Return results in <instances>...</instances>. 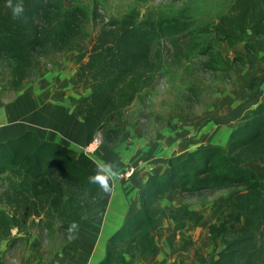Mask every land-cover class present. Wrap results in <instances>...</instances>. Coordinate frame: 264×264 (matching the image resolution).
I'll list each match as a JSON object with an SVG mask.
<instances>
[{
	"label": "trees",
	"instance_id": "trees-1",
	"mask_svg": "<svg viewBox=\"0 0 264 264\" xmlns=\"http://www.w3.org/2000/svg\"><path fill=\"white\" fill-rule=\"evenodd\" d=\"M23 8V18H13L8 0H0V69L7 71V85L17 93L25 80L37 77L41 59L76 51L80 65L75 88L85 92L77 113L87 145L99 133L106 144L115 145L127 108L157 75L178 66L187 51L208 55L204 67L217 63L229 72L245 66L247 57L258 54L257 42L264 41V0H234L227 13L208 23L174 18L156 22L131 9L121 18L102 20L95 36L86 28L90 14L75 0H23ZM241 43L245 55H223V47ZM167 56L177 57L176 64L172 60L167 66ZM258 81L253 77L248 83L250 92L259 87ZM242 120L227 147L194 150L167 173L149 177L139 193V209L109 238L98 264H125L126 255L137 260L153 251L150 229L162 218L161 203L168 193L201 196L233 188H239L237 199L217 208L232 206L235 219L218 218L220 225L211 226L212 233L229 231L233 238L225 240L213 264H264V180L247 164L264 157V97ZM5 181L9 188H0V240L11 237L13 242L25 239L13 237V229L26 232L30 219L41 217L47 218V229L53 230L58 221L62 231L76 236L102 193L75 149L41 141L32 130L0 144V184Z\"/></svg>",
	"mask_w": 264,
	"mask_h": 264
},
{
	"label": "crops",
	"instance_id": "crops-1",
	"mask_svg": "<svg viewBox=\"0 0 264 264\" xmlns=\"http://www.w3.org/2000/svg\"><path fill=\"white\" fill-rule=\"evenodd\" d=\"M258 51L257 57H247L248 67H242L247 73L241 79L235 77L231 90L221 88L214 93L207 112L186 115L181 110H173L150 133L137 124H125L115 145L106 144L101 138H97V144H86V129L76 105H69L68 96L60 94L57 88L60 84L85 96L82 90L74 89V78L66 86L57 72L49 77L51 83L40 75L36 82H24L12 101L0 103V144L32 130L41 141L75 149L86 171L93 178L100 177L110 189L105 192L101 187L100 199L85 215L77 243L67 249L63 264H98L105 258L109 238L139 209V193L149 177L167 173L172 165L194 150L228 146L232 131L264 97V50ZM63 59L67 65L74 63L73 58ZM253 77H259L262 84L250 92L248 83ZM259 158L251 160L248 166L255 170L250 164ZM109 166L114 176L105 171ZM126 166L135 167L134 175L118 178ZM96 182L101 186L99 180ZM222 192L208 196L168 193L161 203L162 218L150 229L153 251L137 260L126 255L125 264H213L225 248V240L233 238L229 231L219 235L211 231V226L220 225L218 218L226 220L232 215L229 221L235 219L236 210L232 206H224L220 211L217 206L224 202L231 204L238 194L223 196ZM7 249L8 246L0 249V264H38L28 252L22 258L8 259ZM27 249L34 247L28 245ZM59 261L55 264H60Z\"/></svg>",
	"mask_w": 264,
	"mask_h": 264
},
{
	"label": "rangeland",
	"instance_id": "rangeland-1",
	"mask_svg": "<svg viewBox=\"0 0 264 264\" xmlns=\"http://www.w3.org/2000/svg\"><path fill=\"white\" fill-rule=\"evenodd\" d=\"M233 1L75 0V2L85 6L87 12L90 14L86 28L92 36L97 35L99 32L102 20L109 22L111 18H121L131 9H137L142 17H150L156 22H160L162 19L174 18L208 23L216 20L219 15L227 13ZM96 9L97 17H95ZM166 41L165 39L163 42ZM166 45L169 46V44ZM259 49L264 50L263 40L257 42V50ZM245 50V44L241 43L234 48L223 47L222 53L224 56L234 57L243 55ZM187 53L188 56L183 57L178 66H173L170 70L168 68V73L162 71L161 74L155 77L145 91L138 95L133 104L123 114L126 125L133 126L137 124L144 132L150 133L155 130L157 124L163 120L164 116L174 108H178L176 110H181L184 114L189 115L195 114L198 111L205 113L211 106L212 96L216 91H219L221 88L231 90L229 87L235 84L234 81L238 79L237 76L241 79L247 73V69H242V67L237 68V72L235 70L229 72L223 71L222 65L217 63L216 66L214 65L215 67L206 68L203 64L210 59L208 55L198 54L196 51H187ZM258 55L253 54L252 56L257 57ZM65 57L73 58L74 63L67 65L63 59ZM177 59L176 57L175 60ZM167 60V66H169L173 57L167 56ZM175 60H173L172 65L176 64ZM41 61V70L37 77L25 80V83L36 82L40 75L49 81L48 83H51V80L48 79L55 72L60 75L62 83L66 86H70L68 83L73 78L74 82L76 81L77 83V77L75 75L77 72L79 73L80 63L76 51L58 53L48 60L41 59ZM218 68L220 70H217ZM259 77L262 79V76ZM7 78V71L0 69V96H3L0 103L10 102L16 95L14 91L9 89L6 82ZM260 78L258 81L259 86L260 83L262 84ZM76 83H74V89H77L75 88ZM57 88L60 94L62 93L64 96H68L69 99L67 100L69 105H76L77 107V103L84 97L82 92H72L73 89H64L60 84ZM25 93L26 95H30V92ZM97 138L103 140V134L99 133ZM250 165L255 168L258 175L264 180V159L259 158ZM0 188L3 191L9 188V186L6 182L0 184ZM237 192H239V188H233L230 191H223L221 195L229 196L233 193L237 194ZM4 207L8 208L7 206ZM46 220V217L31 218L28 230L23 233H18L17 229H13V237L24 236L25 239H18L16 242H13L11 237L0 240V249L8 246L5 256L8 259L16 260L22 258L28 252L31 258H36L38 264H55L58 259L60 260L59 263L63 264V260L67 257L66 254H68L67 249L76 245L78 237L77 235L73 237L71 233L62 231L59 228L60 222L58 221H55L53 230L47 229L44 224ZM28 245L30 247L33 246L34 249H27Z\"/></svg>",
	"mask_w": 264,
	"mask_h": 264
},
{
	"label": "clouds",
	"instance_id": "clouds-1",
	"mask_svg": "<svg viewBox=\"0 0 264 264\" xmlns=\"http://www.w3.org/2000/svg\"><path fill=\"white\" fill-rule=\"evenodd\" d=\"M8 6L10 7L11 9V13H12V16L13 18H20L22 19L23 18V13H24V8H23V0H16L15 3H13V0H8ZM106 172H108V174L110 176H114L115 173L112 172L111 170V167H107L105 169ZM94 179L96 180H99L100 183H101V187L103 188V190L105 192H108L110 191L107 183L104 181V180H100V177H95Z\"/></svg>",
	"mask_w": 264,
	"mask_h": 264
},
{
	"label": "built area",
	"instance_id": "built-area-1",
	"mask_svg": "<svg viewBox=\"0 0 264 264\" xmlns=\"http://www.w3.org/2000/svg\"><path fill=\"white\" fill-rule=\"evenodd\" d=\"M98 140L97 138L91 143V144H97ZM136 169L133 166H126L124 170L120 171V173L118 174V177L121 179H127L131 176L134 175Z\"/></svg>",
	"mask_w": 264,
	"mask_h": 264
}]
</instances>
